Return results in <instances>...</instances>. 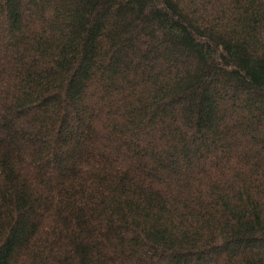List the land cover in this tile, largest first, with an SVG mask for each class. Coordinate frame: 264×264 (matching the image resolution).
<instances>
[{
	"label": "trees",
	"instance_id": "obj_1",
	"mask_svg": "<svg viewBox=\"0 0 264 264\" xmlns=\"http://www.w3.org/2000/svg\"><path fill=\"white\" fill-rule=\"evenodd\" d=\"M0 264H264V0H0Z\"/></svg>",
	"mask_w": 264,
	"mask_h": 264
}]
</instances>
